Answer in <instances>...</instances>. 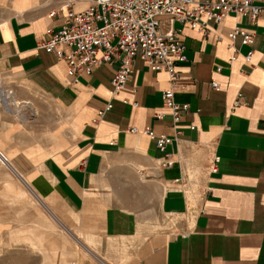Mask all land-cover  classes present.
<instances>
[{"label": "crops", "instance_id": "crops-1", "mask_svg": "<svg viewBox=\"0 0 264 264\" xmlns=\"http://www.w3.org/2000/svg\"><path fill=\"white\" fill-rule=\"evenodd\" d=\"M67 1L88 5L5 1L15 9L0 20L3 217L21 221L15 232L33 228L35 247L34 229L38 242L65 244L43 251L50 264H264V10L254 24L227 17L210 36L176 21L187 46L178 79L137 57L114 92L117 64L74 82L39 46L60 23L50 11ZM237 23L256 38H237L235 52L227 33ZM171 88L189 105L177 123L163 103ZM161 135L172 139L164 151Z\"/></svg>", "mask_w": 264, "mask_h": 264}, {"label": "built area", "instance_id": "built-area-1", "mask_svg": "<svg viewBox=\"0 0 264 264\" xmlns=\"http://www.w3.org/2000/svg\"><path fill=\"white\" fill-rule=\"evenodd\" d=\"M86 1L88 5L80 10L74 8V1L52 9L50 16L60 19V23L57 28L47 29V38L41 40L39 46L57 59L66 61L68 74L74 82L82 76L91 75L94 68L107 63L117 64L112 78L114 92L127 86L137 57L151 69L166 70L171 81L178 79L177 66L187 61V46L181 37V30L174 27L176 21L210 36L214 25H220L227 17L245 16L254 24L264 10L257 0ZM227 37L236 52L235 40L239 38L242 45H253L256 31L237 23ZM251 54L252 51L247 59ZM213 87H218V84L213 82ZM174 95V89L165 90L163 103L177 123L189 105L178 103ZM111 106L109 104L106 109ZM155 116L162 118L163 114ZM171 140L161 135L157 138V146L164 151ZM216 163L217 157L213 159L212 169H215Z\"/></svg>", "mask_w": 264, "mask_h": 264}, {"label": "rangeland", "instance_id": "rangeland-1", "mask_svg": "<svg viewBox=\"0 0 264 264\" xmlns=\"http://www.w3.org/2000/svg\"><path fill=\"white\" fill-rule=\"evenodd\" d=\"M6 0H0V20L8 18L11 13L12 9L14 8L10 4L5 2ZM15 9V8H14ZM11 105L14 107V110H16V102L13 98L10 99ZM30 108L33 109V105L31 102H29ZM37 202V201H36ZM10 205V204H9ZM14 208H13V207ZM10 208L14 209V212L18 207L16 205L11 204ZM0 221L2 222V225H0V264H50L46 263L45 260V254H48L47 251H51L52 249L58 248L59 251L64 252L66 245L60 244L56 242L54 239L53 241H50V244L55 241V246L51 247L50 244L47 242H38L40 240L39 237L36 238L37 233L35 232L36 229H34V237H33V243H38L36 244L37 247L34 246V244L30 243L31 241L28 240V237H26V231L31 232L33 228H21L18 229L16 232L15 230L18 228L19 224L21 221H11L9 219H6L2 215V210L0 209ZM0 222V223H1ZM61 230H63L64 234V239L71 240L73 242H76L74 237V232L70 231L68 227H65L66 225H69L66 220H63L62 222H57ZM15 234H14V232ZM25 231V232H24ZM22 232L24 233V237L21 235ZM38 236V235H37ZM11 240L15 241H25L27 244H23L21 242L15 243L11 242ZM78 252L80 249V244L78 243L77 245ZM68 247V245H67ZM40 252L42 255L38 252ZM43 251H45L43 253ZM58 251V252H59Z\"/></svg>", "mask_w": 264, "mask_h": 264}, {"label": "bare ground", "instance_id": "bare-ground-1", "mask_svg": "<svg viewBox=\"0 0 264 264\" xmlns=\"http://www.w3.org/2000/svg\"><path fill=\"white\" fill-rule=\"evenodd\" d=\"M10 92H11V91H10ZM3 156H4V155H3ZM4 157H5V156H4ZM4 157H3V158H4ZM0 158H1V157H0ZM4 161H5V159H4ZM8 162H9V161H8ZM11 166H12V165H11ZM5 167H6V166H5ZM12 189L15 190V191H17V188H15V187H12ZM189 198H190V196H189ZM187 199H188V198H187ZM189 200H190V199H189ZM190 201H192V200H190Z\"/></svg>", "mask_w": 264, "mask_h": 264}]
</instances>
